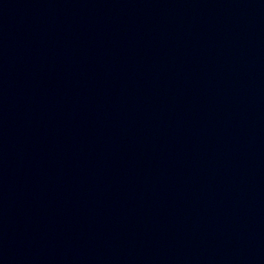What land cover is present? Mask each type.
Returning a JSON list of instances; mask_svg holds the SVG:
<instances>
[{
    "label": "water",
    "instance_id": "obj_1",
    "mask_svg": "<svg viewBox=\"0 0 264 264\" xmlns=\"http://www.w3.org/2000/svg\"><path fill=\"white\" fill-rule=\"evenodd\" d=\"M0 264H264V0H0Z\"/></svg>",
    "mask_w": 264,
    "mask_h": 264
}]
</instances>
